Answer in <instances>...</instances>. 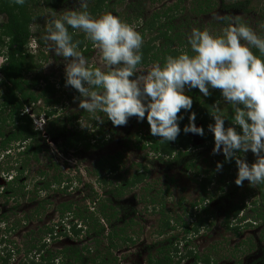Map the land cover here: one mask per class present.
Instances as JSON below:
<instances>
[{"label": "rangeland", "instance_id": "obj_1", "mask_svg": "<svg viewBox=\"0 0 264 264\" xmlns=\"http://www.w3.org/2000/svg\"><path fill=\"white\" fill-rule=\"evenodd\" d=\"M246 1L247 0H241L240 2ZM248 1V5L244 4L242 6H245L244 11L237 9L228 10L227 7L236 2L233 0H163L157 4H152L148 0H109L108 9L104 12L92 14L89 9L88 11L93 16L104 13H112L118 16L122 21L134 26L141 34L144 33L145 43L152 36L154 37V33H147L145 30L146 24L151 19L153 13L159 12L158 10L165 11L169 7L177 6L174 10L175 12L171 14L174 18L171 22L173 31L170 36L179 34L185 46V34L192 28H206L213 34H219L223 28L233 21L247 24L259 36L264 37V0ZM77 8L78 0H66L60 3L56 2L53 3L52 6H46L41 3V1L30 5L32 14V40L29 44V50L32 54L41 59L39 61L41 64V76H48L50 81L54 83L64 77V63L62 58L52 57L51 53L48 54L45 51L47 45L42 40V37L46 34L45 28L50 19L54 18V16L58 18L59 15H62L66 11ZM200 8L204 10V13H197ZM137 12L141 15L140 20L135 19ZM4 21L5 19L0 17V24ZM161 22V26L166 24L165 19H162ZM34 26L35 30H33ZM69 30L71 31L72 29L70 28ZM143 30L145 32H143ZM76 32L81 34L79 31H75V33ZM85 41L87 40L85 39ZM156 45L158 47L157 49H159V47H162V42L158 41ZM50 58L53 59L54 62L45 68L44 65ZM0 59L3 58L0 57ZM96 59H98V52L92 46L89 61L91 62ZM189 91L190 90H186V94ZM1 92L2 89L0 87V95ZM77 95L78 94L75 93L72 88H64V96L61 98L60 105L57 107L58 111H56V117H53L56 118V121L57 119L60 120V125L58 122L56 124H49L50 121H46L43 118V109L45 108L46 110V106H44L42 101L35 104L31 109H28L29 114L33 116L32 120L34 126L39 130H41V127L45 132V137H43V135L39 143L42 151L38 156L37 162L29 160L30 162H28L27 165L17 166L13 158L12 160L10 158H0V191L2 188L6 187L11 177L15 176L17 171L22 167H25V173L18 179V183L25 184V182H27L26 187L30 190H25L27 196L24 199L21 195L19 196L17 193L11 195L10 192L3 193V196L5 195V197L7 196L10 199H5L4 197L0 198V239L2 236L5 237L6 241V245L2 244V247L7 246L9 250L15 252L19 250L21 252L13 255L8 264H21V260H23L25 256L24 251L30 250L35 244H46L50 251L56 252V250L75 242V239H72L70 235L61 237L60 234H64L65 230L67 231L68 227L72 224L82 225V218H74L71 213L62 214V205L71 203L74 206L72 210H75L76 214H78L79 211L81 214V210L83 212L85 208H88L90 210L89 212L96 211L98 205L94 193L97 192L99 194V192H101V189H99L96 184L95 173L97 171V163L99 160H106L116 153L123 152L121 171L132 174L146 167L150 171V179L147 183L153 184V181H157L159 186H153V190L147 194V198L153 197L155 195L154 193L157 191L162 193L164 190L163 186L167 181L166 173L169 176L173 174L175 177V184L172 186L168 197L164 200L165 214H169L175 219H177V216H180V218H183L184 221L188 223L190 220H193V216L196 214V211L191 209L190 205L192 203L201 204L200 200L203 196L198 189L199 180L195 177L196 171L184 173L180 167L168 170L166 165L162 162L155 161L153 155H146V153L138 152L133 148L129 151H124V139L130 137L131 140H134V135L138 132L137 128L142 122H138L135 117L130 118L127 125L122 127H114L111 122L107 120L102 125H99L97 130L95 126L90 125L88 127V133H95L99 128H102L105 132V139L108 137L104 145L99 148L86 151L83 146H79L75 150L65 146L64 142L66 138L75 131L72 127L73 124H76L77 129H81L77 124H80L82 120L86 121L88 117V114L86 116H81L78 123L75 122L74 119L69 120V118H73V115L82 112V110L78 108V104L73 100ZM220 106L221 109H227V105L224 104L222 98L220 99ZM53 118L51 120H53ZM209 119L213 123L212 118L210 117ZM64 124L67 125L66 134L59 137L57 133L62 129L61 126ZM196 125L198 126V124ZM9 129L10 128L5 129L7 134L10 132ZM206 134L212 135L208 129ZM189 136L193 140L191 148L202 145L198 135L189 133ZM212 145L214 146V142ZM212 148L213 147L210 149L203 147L198 148L197 151L191 150L190 152L198 155L194 157L196 160L195 165L196 168H200L203 173L202 176H205V172H210L211 170L214 172L213 183L209 187V196L206 197L204 202L212 214L210 216L211 224H209L207 229H204L196 236L184 235L182 229L179 227H176L172 234L178 237L180 251L184 252L190 249L196 251L200 255H209L211 259L210 264L255 263L260 258L259 254L261 248L264 247V243H261V237L264 234V211L263 217L260 218L259 214L261 211L257 209L252 210L251 202L253 200L258 202L254 186L248 185L247 181H245L243 186L235 185L234 179L237 171L235 165L225 174L222 173V171H215L216 163L221 162L223 155H213ZM245 157L249 163L254 161V156L250 151L245 154ZM53 163L60 166L61 171L69 178L72 185H69L66 193H52L51 204L45 205L43 211L36 214V212H34L35 204L31 205L25 200L28 201V198L32 197L31 193L34 191L36 172L38 170H46L52 174ZM48 165H50L49 168H47ZM169 171H171V173H169ZM222 175H224V179L223 181H219L222 179ZM157 184L155 186H157ZM137 188L131 190L123 202H121V204L130 205L137 211L136 225L131 229L132 231H136L137 249L128 251L123 248L115 251L113 256H116L118 259L116 264H146L145 261L148 253L154 255L156 252L154 251V247L151 249L147 247L158 244L161 239L158 236V232L160 231V220L165 215H160L157 211L153 212V210L148 207L149 203L146 202L147 198L145 196L141 197V200L136 199L134 196L138 197V195L142 193L141 188ZM104 192L106 191L100 194H104ZM37 195L39 196L38 199L44 196ZM17 198H21V200H19L20 203H16L15 199ZM104 198L105 196L102 195V199ZM108 199L112 200L111 197H108ZM6 200L8 202L7 205L4 204ZM144 200L146 205H144ZM180 200L184 202L183 208L179 206ZM241 202L245 210L242 211L243 213L240 214L237 219H230V224L239 228L238 234L235 235L225 230V217L230 214L229 210L232 207L239 205ZM115 204H119V202ZM184 209H186V215L183 212ZM88 215L89 214L86 216ZM242 216L246 221L242 222ZM119 218H124V224L122 225L130 221L127 217H124L122 213H119ZM254 221L255 223H253ZM246 225L250 227L244 228ZM119 226H121V223L118 224L117 228ZM168 235L169 234L165 236L166 239L164 238V240L170 237ZM91 241L92 236L83 235L80 243L90 246L92 244ZM100 250H106V243L104 241H102ZM105 257L107 258V256ZM89 259L91 261V257ZM191 260H184L180 264H192Z\"/></svg>", "mask_w": 264, "mask_h": 264}, {"label": "trees", "instance_id": "obj_2", "mask_svg": "<svg viewBox=\"0 0 264 264\" xmlns=\"http://www.w3.org/2000/svg\"><path fill=\"white\" fill-rule=\"evenodd\" d=\"M46 6H52L53 3H60L66 0H26L24 5H18L14 3V0H0V17L5 21L0 24V57L3 58V63L0 65V87L2 89L0 95V158L14 160L18 166L27 165L29 160L37 162L38 156L42 149L40 147V141L42 140V133L34 126L32 119L27 115L26 111L31 109L35 104L40 101L43 102L44 116L46 121H50L49 124L59 123L60 120L56 118L57 107L60 105L61 98L64 96L65 82L64 77L57 82H51L48 76H41L39 61L40 57L32 54L29 50V43L32 40L31 24L32 14L30 11V5L40 2ZM88 9L92 14L104 12L108 9L109 0H88ZM121 1V0H120ZM152 4H157L163 0H148ZM232 3L227 9H237L244 11V4L248 5L249 1L240 2L241 0ZM177 6H172L164 10H158L154 12L151 19L146 24V32L154 35L148 39L142 48L143 52V65L145 68L150 67L152 63H163L164 58L168 55L176 56L179 54V50L185 47L179 34L170 36L173 31L171 22L173 16L172 12H175ZM199 14L204 13L202 8L198 9ZM264 13V10H263ZM264 15V14H263ZM141 15L137 12L135 19L140 20ZM264 17V16H263ZM162 19L166 20V24L161 26ZM73 35V40L80 41V51L84 56L90 59V50L92 44L89 41H85L83 33H75L73 30H69ZM143 32H145L143 30ZM144 33L142 36L144 37ZM162 42V47L157 49L156 43ZM253 53L259 56V52L253 49ZM73 91H75L73 89ZM75 93H77L75 91ZM78 94V93H77ZM193 99L192 112L196 114L195 123L202 127L205 131L204 136L198 138L202 142L201 146L191 148L193 144L192 138L189 134H184L182 129L188 123V112L182 110L181 114L184 119L180 122L181 133L177 137L175 142L164 143L159 140V137H153L150 134L149 125L146 120L142 121L137 128V133L134 135V140L131 138L124 139V151L134 149L146 155H153V159L157 162H162L168 170L172 168H181L184 173L190 171H196L195 177L199 180L198 189L203 196L198 203H192L191 209L196 211L193 216V220L186 223L183 218L177 216L172 218L169 214H165V198L170 194L172 186L175 184V177L167 175L166 182L164 184V190L155 192L154 196L147 198V194L153 190L154 187H158L157 181H153V184H148L150 171L143 167L132 174L121 171V161L123 159V152L116 153L108 159L99 160L96 168V184L101 192L104 194L94 193V197L97 200L96 211L89 212L88 208H85L81 214L75 213L73 205L71 203L62 205V214L71 213L74 218H82V225H74L68 227V230L64 234H60L61 237H67L70 235L75 242L71 245L65 246L59 250L50 251L46 244L33 245L30 250L24 251V258L21 260V264H116L118 259L113 256L115 251L125 249H131L137 246L136 231H132L134 227L137 211L130 205L121 204L131 190L137 187L141 188L142 193L134 196L136 199L141 200V197H146L148 207L153 212H159L160 215H165L160 220V231L158 236L161 238L158 244L154 247L155 254L148 253L145 263L146 264H180L184 260L192 259V264H210L211 259L209 255H200L196 251L190 249L183 251L179 250L178 237L172 232L175 228L182 229L184 235H199L201 231L207 229L211 224L210 216L212 215L209 209L204 204L206 197L209 196V187L213 183L214 172H205V176H202L200 168H196L194 157L197 154L190 153L191 150L197 151L198 148H211L213 147V135L206 134L208 125L212 123L209 119L211 117V106L220 101L219 90H212L209 97H203L199 93L198 89H191L188 93ZM228 109V106H227ZM87 113L81 112L73 115L75 122H79L81 116H86ZM228 115L231 116V110L229 109ZM53 118V120H51ZM74 122V123H75ZM60 125V123H59ZM79 125V124H77ZM66 124L62 125V129L59 130L57 136L66 134ZM225 126H231L230 120H226ZM73 129L69 137L66 138L64 145L75 150L79 146H83L86 151L103 146L105 139V132L102 128L95 133H88L86 129H77L76 124H73ZM6 128H10L8 134L5 132ZM52 136V135H51ZM2 153V154H1ZM198 156V155H197ZM206 161V160H204ZM224 157L221 160L223 163ZM235 165L234 161L224 163L222 173H228ZM50 165L47 166L49 168ZM53 173L50 174L46 170H38L36 173V182L34 183V191L32 197L28 198L29 204H35L36 214L43 211L45 205L51 204V194H63L68 190L69 185H72L69 178L61 171L60 166L53 163ZM25 173V167H22L17 171L15 176H12L10 181L6 184L5 188L0 191V198L10 199L3 193L10 192L11 195L16 193L26 198L25 184H19L18 179ZM171 173V171H169ZM67 177V178H66ZM222 179L219 181H223ZM157 186H155L156 184ZM24 185V186H23ZM140 185V186H139ZM142 186V187H141ZM26 187V188H25ZM255 195L258 198V202L253 200L251 202L252 210H260V218L263 217L264 211V183L254 186ZM138 189V188H137ZM156 189V188H155ZM39 195L41 199H38ZM102 195L105 196L102 199ZM150 195V194H149ZM10 197V196H9ZM108 197L113 200L108 199ZM18 199V200H17ZM15 199L16 203H19L21 198ZM92 201V198H91ZM119 202V204H115ZM144 200V205H146ZM7 200L4 203L7 205ZM183 200L179 201V206L183 208ZM259 206V207H258ZM79 209V208H78ZM186 209L184 214L186 215ZM245 210L243 203L232 207L225 217L224 227L225 230L230 231L237 235L239 228L230 224V219H237L240 214ZM119 213H122L124 217H127L130 221L124 224V218H119ZM89 214L88 216H86ZM3 215V214H2ZM1 215V216H2ZM76 215V216H75ZM5 216V215H4ZM3 216V217H4ZM179 217V218H178ZM179 220V221H178ZM242 222L246 221L243 216ZM121 223V226L118 224ZM252 223V222H251ZM255 223V221L253 222ZM117 224V225H116ZM12 227V226H11ZM250 226L246 225L244 228ZM111 229V230H110ZM108 231V232H107ZM169 234V238L164 240L165 236ZM83 235L92 236V244L90 246L83 245L80 241ZM163 238V239H162ZM166 239V238H165ZM102 241L106 243V250H100ZM261 243H264V234L261 237ZM5 237L1 236L0 239V264H8L13 255L21 253L19 250L12 251L7 248ZM80 245V247H79ZM147 249V250H148ZM101 252V255H100ZM106 252V253H105ZM104 255V256H103ZM107 256V258L105 257ZM260 258L254 263L249 264H264V247L261 248ZM91 257V261L90 258ZM107 259V260H106ZM175 259V262H174Z\"/></svg>", "mask_w": 264, "mask_h": 264}, {"label": "clouds", "instance_id": "obj_3", "mask_svg": "<svg viewBox=\"0 0 264 264\" xmlns=\"http://www.w3.org/2000/svg\"><path fill=\"white\" fill-rule=\"evenodd\" d=\"M25 2L14 0L18 5ZM70 28L84 34L98 59L90 62L84 56ZM45 33V51L62 58L65 87L78 93L73 100L88 114L79 124L81 129L91 125L97 130L106 120L122 127L135 117L138 122L146 120L150 134L168 144L181 133L183 110L189 113L183 133L202 137L205 131L195 123L193 99L186 90L198 89L205 98L211 90H219L228 109H221L220 101L214 103L213 123L207 126L214 139L212 154L224 157L215 171L234 161L236 186L245 181L250 186L264 183V37L250 26L233 21L219 34L194 27L185 34L186 45L178 55H168L163 63L154 62L147 68L142 34L112 13L93 16L88 0H78L77 9L50 19ZM53 62L50 58L44 67ZM226 120L231 126H225ZM249 151L254 156L251 163L245 157Z\"/></svg>", "mask_w": 264, "mask_h": 264}, {"label": "flooded vegetation", "instance_id": "obj_4", "mask_svg": "<svg viewBox=\"0 0 264 264\" xmlns=\"http://www.w3.org/2000/svg\"><path fill=\"white\" fill-rule=\"evenodd\" d=\"M19 203H20V202H19ZM136 247H137V246H134L133 248L128 249V251L133 250V249H137ZM139 247H140V245H139ZM145 252H146V251H145Z\"/></svg>", "mask_w": 264, "mask_h": 264}, {"label": "built area", "instance_id": "obj_5", "mask_svg": "<svg viewBox=\"0 0 264 264\" xmlns=\"http://www.w3.org/2000/svg\"><path fill=\"white\" fill-rule=\"evenodd\" d=\"M1 63H2V60H0V65H1ZM28 112V111H27ZM28 114H29V112H28Z\"/></svg>", "mask_w": 264, "mask_h": 264}]
</instances>
